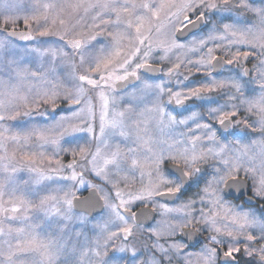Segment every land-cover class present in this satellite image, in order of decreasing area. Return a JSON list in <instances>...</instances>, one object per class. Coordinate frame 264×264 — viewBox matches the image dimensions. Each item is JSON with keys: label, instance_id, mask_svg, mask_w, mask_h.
<instances>
[{"label": "snow or ice", "instance_id": "1", "mask_svg": "<svg viewBox=\"0 0 264 264\" xmlns=\"http://www.w3.org/2000/svg\"><path fill=\"white\" fill-rule=\"evenodd\" d=\"M0 264H264V0H0Z\"/></svg>", "mask_w": 264, "mask_h": 264}, {"label": "flooded vegetation", "instance_id": "2", "mask_svg": "<svg viewBox=\"0 0 264 264\" xmlns=\"http://www.w3.org/2000/svg\"><path fill=\"white\" fill-rule=\"evenodd\" d=\"M68 159H69L68 157H65V158H64V161L67 162ZM85 193H86V192H84V194H85Z\"/></svg>", "mask_w": 264, "mask_h": 264}, {"label": "rangeland", "instance_id": "3", "mask_svg": "<svg viewBox=\"0 0 264 264\" xmlns=\"http://www.w3.org/2000/svg\"><path fill=\"white\" fill-rule=\"evenodd\" d=\"M250 66V65H249ZM87 179H91V177H86Z\"/></svg>", "mask_w": 264, "mask_h": 264}, {"label": "water", "instance_id": "4", "mask_svg": "<svg viewBox=\"0 0 264 264\" xmlns=\"http://www.w3.org/2000/svg\"><path fill=\"white\" fill-rule=\"evenodd\" d=\"M157 66H159V65H157ZM84 195H87V192Z\"/></svg>", "mask_w": 264, "mask_h": 264}]
</instances>
